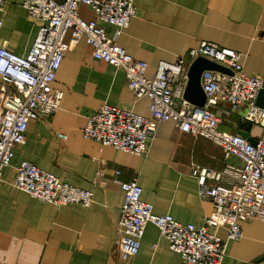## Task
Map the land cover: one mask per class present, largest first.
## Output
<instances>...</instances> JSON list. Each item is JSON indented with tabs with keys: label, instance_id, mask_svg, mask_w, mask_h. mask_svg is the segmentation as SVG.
Masks as SVG:
<instances>
[{
	"label": "crops",
	"instance_id": "obj_1",
	"mask_svg": "<svg viewBox=\"0 0 264 264\" xmlns=\"http://www.w3.org/2000/svg\"><path fill=\"white\" fill-rule=\"evenodd\" d=\"M23 2L6 0L0 11V46L20 56L28 54L40 28ZM135 5L138 14L128 28L120 34L112 27L106 30L128 53L148 63L150 78L178 58H188L204 40L241 52L245 72L264 78V0H135ZM79 11L86 20L96 18L88 6ZM53 86L64 91L61 107L50 119L29 124L26 142L14 150L12 166L0 181V264H182L181 255L153 224L145 230L138 255L121 259V183L137 181L142 199L154 204L155 213L201 225L212 205L199 195L192 164L221 170L224 149L182 131L173 120L159 124L145 156L85 138L88 117L104 103L151 117V99L135 100L124 70L97 60L85 41L65 53ZM257 104L264 108V90ZM212 111L221 130L245 134L252 142L262 137V126L243 120L247 105L233 110L223 104ZM58 132L67 138H59ZM24 160L63 182L92 190L93 203L58 206L16 188L14 166ZM231 161L242 165L239 158ZM241 224L244 238L228 244L223 264H264V222ZM219 234L225 237L227 230Z\"/></svg>",
	"mask_w": 264,
	"mask_h": 264
},
{
	"label": "built area",
	"instance_id": "obj_2",
	"mask_svg": "<svg viewBox=\"0 0 264 264\" xmlns=\"http://www.w3.org/2000/svg\"><path fill=\"white\" fill-rule=\"evenodd\" d=\"M6 0H0V11ZM24 7L40 23L38 35L25 56L0 46V181L4 169L12 166L14 150L26 142L29 124L50 119L61 107L64 91L53 84L67 51L81 41L91 46L97 60L121 68L135 100L151 99V117L129 108L104 103L92 113L83 136L138 156L147 155L159 124L173 120L194 137H206L225 152L223 169L192 164L199 195L212 210L201 225L183 224L171 214H157L152 202L142 199L137 181L122 182L124 199L118 222L121 259L130 261L140 252L141 240L149 224L155 225L169 247L179 253L182 264H223L231 241L244 238L241 222H264V108L257 104L264 90V78L244 70L243 54L204 40L154 77L147 75L148 63L137 59L111 37L106 28L120 34L138 14L135 0H24ZM88 6L95 19L86 20L80 6ZM199 57L225 67L229 72L205 70L201 86L206 95L203 106L185 97L191 64ZM229 104L233 110L247 105L243 120L263 128L256 142L220 129V119L212 107ZM65 140L67 135L58 132ZM239 158L238 166L231 160ZM13 185L33 198L55 205L89 207L92 190L63 182L55 174L24 160L14 166ZM227 235L222 237L220 229Z\"/></svg>",
	"mask_w": 264,
	"mask_h": 264
},
{
	"label": "water",
	"instance_id": "obj_3",
	"mask_svg": "<svg viewBox=\"0 0 264 264\" xmlns=\"http://www.w3.org/2000/svg\"><path fill=\"white\" fill-rule=\"evenodd\" d=\"M205 70L229 72L220 64L203 57L197 58L191 64L188 72L189 81L186 88L185 97L199 106H203L206 103V95L201 86V76ZM242 136L246 137L245 134H242Z\"/></svg>",
	"mask_w": 264,
	"mask_h": 264
}]
</instances>
